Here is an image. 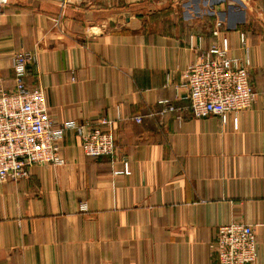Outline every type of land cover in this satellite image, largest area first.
<instances>
[{
    "label": "crops",
    "instance_id": "obj_1",
    "mask_svg": "<svg viewBox=\"0 0 264 264\" xmlns=\"http://www.w3.org/2000/svg\"><path fill=\"white\" fill-rule=\"evenodd\" d=\"M219 21L231 54L249 57L256 92L251 108L225 120L193 116L175 88L219 40ZM19 50L36 55L27 83L45 87L49 115L112 120L119 156L87 155L69 130L64 165L36 164L1 183L0 264H218L210 244L218 226L236 221L253 224L255 264H264V0H93L65 9L7 0V89ZM164 98L177 113H161ZM121 158L131 171L115 176Z\"/></svg>",
    "mask_w": 264,
    "mask_h": 264
},
{
    "label": "built area",
    "instance_id": "obj_2",
    "mask_svg": "<svg viewBox=\"0 0 264 264\" xmlns=\"http://www.w3.org/2000/svg\"><path fill=\"white\" fill-rule=\"evenodd\" d=\"M61 9L69 5L91 4L93 0H56ZM7 0H0V15ZM217 23L213 34L219 40L201 49L200 57L183 71V81L176 85L182 90L181 98L187 99L188 109L195 117L217 115L223 120L230 114L237 115L249 109L256 100L251 84L249 57L241 59L231 54L228 35ZM247 34L240 33V41L247 46ZM200 49V48H199ZM247 50V48H246ZM36 55L26 50L13 55V86L7 89L0 78V184L9 179L19 181L29 175L36 164L59 167L66 163L61 151L65 132L75 131L81 138L84 152L89 156H107L112 163L118 160V146L113 121L102 117L98 121H55L48 113L45 87H30L27 83L30 65ZM164 105L161 113H177L179 109L169 98L159 101ZM137 122L141 116L134 118ZM113 165L115 176L129 175L127 158ZM81 210H86L81 204ZM257 234L253 224L230 222L218 226L210 246L218 264H255L258 256Z\"/></svg>",
    "mask_w": 264,
    "mask_h": 264
}]
</instances>
